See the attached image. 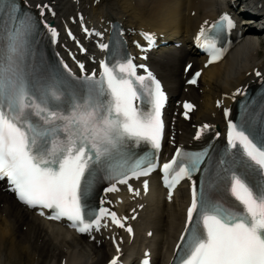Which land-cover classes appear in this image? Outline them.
I'll use <instances>...</instances> for the list:
<instances>
[{"label": "snow or ice", "instance_id": "6c2138e0", "mask_svg": "<svg viewBox=\"0 0 264 264\" xmlns=\"http://www.w3.org/2000/svg\"><path fill=\"white\" fill-rule=\"evenodd\" d=\"M37 8L43 17L48 5ZM39 23L26 4L0 0V177L8 179L20 201L39 207L41 214L51 210L50 218H66L81 233L99 231L110 220L132 234V226L124 222L129 217L121 218L104 206L106 201L111 204L106 196L99 207L90 201L102 181L107 182L105 193L124 185L139 195L140 189L130 181L158 167L167 99L161 82L150 71L138 74L137 68L146 66L134 63L130 54L111 63L101 60L99 75L92 71L76 77L63 60L62 68L43 65L34 47ZM233 26L228 13L208 30L201 26L196 39L208 50L209 63L225 51L217 47L219 34ZM44 27L55 42L56 28L46 22ZM68 35L72 36L70 30ZM142 35L151 47L153 34ZM137 46L143 47L138 42ZM99 47L107 49L109 44ZM76 63L84 71V63ZM200 74L196 71L188 82L195 84ZM250 103L253 107L245 106L239 123L229 120L228 144L218 160L213 162L209 148L176 147L162 165L170 200L172 189L185 178L191 181V202L173 264H264V99L258 105ZM183 107L188 117L194 106L184 102ZM228 113L225 108V116ZM212 128L200 125L196 139ZM147 145L152 151L138 154ZM195 173H203L199 186ZM142 184L146 192L149 181L143 179ZM116 253L109 264L118 262L119 243ZM147 255L142 264H150Z\"/></svg>", "mask_w": 264, "mask_h": 264}, {"label": "bare ground", "instance_id": "6f19581e", "mask_svg": "<svg viewBox=\"0 0 264 264\" xmlns=\"http://www.w3.org/2000/svg\"><path fill=\"white\" fill-rule=\"evenodd\" d=\"M61 14L70 15L74 10V3L70 0H56ZM88 0L80 3L92 16L97 15L101 21L105 16H120L129 25L144 26L150 29L166 31L170 36L185 40L187 35L195 30L203 17L215 16L225 6L223 0H101L96 6ZM263 1V0H260ZM90 4V6H87ZM264 9V3L262 4ZM196 14L192 16V11ZM196 57L188 45L180 49L174 56V62L159 66L168 87L174 94H181L183 88L181 60ZM264 67V58L259 55V48L252 34L241 43L236 50L224 61L210 66L205 71L204 78L209 83L203 94L191 90L190 96L203 98L198 112L193 116L192 123H199L201 119L213 111L214 94L229 92L245 80L249 69L253 66ZM250 77V76H247ZM183 135H189L190 124H179ZM182 141V135L178 136ZM186 138V137H185ZM184 138V139H185ZM180 192L182 190L180 189ZM152 204H156L150 212L156 219V225L161 232L162 242H168L169 248L178 232L184 214L181 210L182 195L172 205H165L161 193L152 190ZM168 206L169 209L165 210ZM26 226V229L23 227ZM156 245L159 244L157 241ZM136 246V245H135ZM162 247V243H161ZM166 252V251H165ZM164 251L158 248L157 261L163 258ZM170 252V250H168ZM108 246L98 247L84 241L70 230L39 218L33 212L25 209L12 196L3 192L0 186V264H62L66 257V264H102L110 255ZM38 255V258H37Z\"/></svg>", "mask_w": 264, "mask_h": 264}, {"label": "rangeland", "instance_id": "374dc122", "mask_svg": "<svg viewBox=\"0 0 264 264\" xmlns=\"http://www.w3.org/2000/svg\"><path fill=\"white\" fill-rule=\"evenodd\" d=\"M260 49L262 50L261 55L264 56V45H262ZM9 264H15V263H9Z\"/></svg>", "mask_w": 264, "mask_h": 264}]
</instances>
